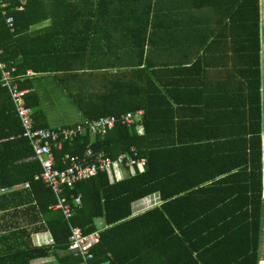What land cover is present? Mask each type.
Here are the masks:
<instances>
[{
  "label": "trees",
  "instance_id": "1",
  "mask_svg": "<svg viewBox=\"0 0 264 264\" xmlns=\"http://www.w3.org/2000/svg\"><path fill=\"white\" fill-rule=\"evenodd\" d=\"M4 2L14 23L12 29L7 27L0 9L3 60L15 68V74L25 73L26 68L34 72L49 70V65L41 63H13L14 54L7 53L16 44L18 27L45 17L35 13L45 12L46 1L25 0L22 11L15 9L18 0ZM225 4L228 10L223 21L216 24V30L213 28L208 38L226 41L222 52L228 62L222 64L228 91L221 94V86L213 84L217 94L206 98L207 119L201 118L200 112L194 115L188 133L192 137L186 145H169L165 152L155 142L157 133L174 134L177 130L169 127L171 122L165 125L156 122L158 118L161 120L162 113L155 111L152 116L148 107L152 106L153 97H142L139 91L140 75L151 77L156 75L155 69L139 65L133 71H117L116 75L105 72L99 85L90 90L77 89L80 83L88 82L78 76L87 75L60 78L62 85L72 83L68 88L73 92L70 97L87 120L109 115L119 119L122 114L140 108L143 114L131 126L117 119L111 130L93 141L83 135L65 142L62 150L55 152L57 167L64 154L80 157L88 147L114 157L133 146L146 159L141 170L135 167L134 173L122 179H116L107 170L66 187L65 197L80 196V205L73 206L68 221L61 211L52 208L56 198L51 189L35 178L41 171L40 164L33 157L28 141L16 137L21 125L7 90L0 87V190L19 182L28 183L27 189L0 194V211L10 210L11 216L30 214L40 224L29 230L19 225L16 228L19 235L26 236L21 241L1 240L0 236V264H32L52 255L54 261L47 264H79L80 258L67 251L69 225L80 227L86 234L97 229V218H102L105 224L99 231V243L92 249L97 264H258L259 235L264 233L261 131L264 0L263 16L260 0H226ZM144 40L142 36L140 55ZM220 54V49L208 46L205 55L195 60L189 56L185 62L191 63H180L175 72L193 74L202 59L205 68L213 69L220 64L216 60ZM19 85L31 89L28 78ZM25 100L32 110L34 126L47 127L38 108L37 93L29 91ZM165 104L171 105L167 99ZM136 125L143 127L142 135L137 133ZM172 184L175 188L168 189ZM155 192L162 204L132 216V203ZM40 230L50 233L52 243L41 246L32 243L31 233Z\"/></svg>",
  "mask_w": 264,
  "mask_h": 264
},
{
  "label": "crops",
  "instance_id": "2",
  "mask_svg": "<svg viewBox=\"0 0 264 264\" xmlns=\"http://www.w3.org/2000/svg\"><path fill=\"white\" fill-rule=\"evenodd\" d=\"M45 1V12L35 13L45 17L34 24L18 27L17 36H15L16 44L12 49H7L8 56L14 54L11 60L13 63L22 61L23 63L46 64L51 67L45 72H34L32 68L25 69V73H32V76L26 78L30 80L31 90L37 93L39 104L41 98L37 92L38 78L51 77L54 79L62 86L72 103L76 105L70 97L73 92L68 89L71 88L72 83L68 81V84L62 85L60 78L73 74L87 75L85 77L78 76L79 80L88 79V82L80 83L77 89L90 90L99 85L98 83L103 80L102 75L105 72L112 71L113 75H116L117 71H133L134 67L139 65V68L148 66L149 69H155L153 72L156 75H151V77L150 75H140L142 89L139 91L142 97H153L152 106L150 104L148 107L153 113L152 116H155L156 112L162 113L161 120L158 118L156 122L159 121L160 125L171 122L169 127H176L178 130L174 131V134H172L173 132H169L167 135L157 133L155 142L162 145L160 150L167 152L169 145L176 147L190 143L189 140L192 136L188 133L190 134L191 121L194 120L196 113L200 112L201 118L207 119L205 118L208 111L206 98L217 94L213 91L214 85L221 86V94H227V77L223 74L222 64V62H228V57L222 52L227 46L226 41H211L208 38L212 29L216 30V24L223 21V16L228 10L226 9V0H211L212 2L206 0ZM261 14L263 16V3ZM142 36L145 40L143 52L140 55L139 46ZM208 46H215L221 50V54L216 58L220 62L219 66L217 65L213 69L205 68L204 59H202V62H197L193 74H185L183 71L175 72V67L180 63L185 65L191 63V60L185 62L189 56L195 60L201 57L200 55H205V49ZM263 55L262 46V58ZM261 70V91L264 96V59L261 61ZM165 99L169 101L170 106L165 104ZM140 110L143 111L141 108ZM41 112L42 121L47 127L52 128L69 126L85 120L83 116L82 121L50 126L47 123L46 112L42 109ZM261 116L264 167V101ZM203 126L205 127V125ZM135 127L139 135L144 133L142 126L136 125ZM25 183L19 182L0 194L27 189L23 186ZM169 188L174 189L175 184L170 185ZM161 204L162 200L158 192L147 195L132 203V216ZM19 214L14 213L11 216L10 210L9 212L7 210L0 211L1 240L21 241L26 236L19 235L16 230L19 225L27 230L40 225L32 215ZM95 224L96 230L99 231L105 227L102 218H97ZM30 239L36 246L52 243L50 233L43 230L31 233ZM263 250L264 233L261 232L258 245V264H264ZM54 259L55 256L52 255L36 259L32 261V264H41L42 260L52 262Z\"/></svg>",
  "mask_w": 264,
  "mask_h": 264
},
{
  "label": "built area",
  "instance_id": "3",
  "mask_svg": "<svg viewBox=\"0 0 264 264\" xmlns=\"http://www.w3.org/2000/svg\"><path fill=\"white\" fill-rule=\"evenodd\" d=\"M24 4L25 0H18L15 9L22 10ZM0 9L5 24L12 29L13 18L7 15L4 0H0ZM30 76H32L31 72L22 75L15 74V68L3 60V48L0 44V87L7 90L21 125V132L16 137H22L28 141L33 157L41 167L40 173L35 178L40 179L51 189L56 198V203L52 208L61 211L64 219L68 221L72 215L73 206L80 205V196L65 197L63 190L66 187L71 188L75 183L90 179L107 170H110L116 179L124 178L134 173L135 167L141 170L146 159L139 156L137 149L133 146L118 152L114 157L102 150H93L88 147L80 157L64 154L59 161L60 167H57L55 152L61 151L65 142H70L83 135H87L93 141L95 137L103 136L111 130L118 118L109 115L93 120L85 119L82 122L58 128L35 127L32 110L25 100L31 89L19 85L21 81ZM142 114L143 111L140 109L126 112L118 120L126 126H131L140 121ZM23 186L28 187V183ZM6 190L8 189L0 190V193ZM69 230L67 251L80 258L79 264H97L94 262L92 249L99 243V230L85 234L80 227L71 224Z\"/></svg>",
  "mask_w": 264,
  "mask_h": 264
},
{
  "label": "rangeland",
  "instance_id": "4",
  "mask_svg": "<svg viewBox=\"0 0 264 264\" xmlns=\"http://www.w3.org/2000/svg\"><path fill=\"white\" fill-rule=\"evenodd\" d=\"M260 1L262 5L263 0ZM37 83V92L41 98L38 108L46 112L48 125L60 126L84 119L82 113L68 98L58 82L51 77H46L38 78ZM41 262V264L48 263L44 260Z\"/></svg>",
  "mask_w": 264,
  "mask_h": 264
}]
</instances>
